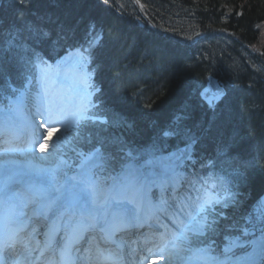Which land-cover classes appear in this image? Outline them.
<instances>
[{
	"label": "trees",
	"instance_id": "obj_1",
	"mask_svg": "<svg viewBox=\"0 0 264 264\" xmlns=\"http://www.w3.org/2000/svg\"><path fill=\"white\" fill-rule=\"evenodd\" d=\"M258 23L264 0H0V35L30 27L71 42L90 25L102 33L93 63L108 121L89 126L92 142L116 151L137 140L165 147L197 137L201 148L228 145L227 164L249 155L235 165L241 210L264 190V45L247 48L258 44ZM198 32L204 40H184ZM217 58L231 62L229 70L213 69ZM208 73L227 91L212 110L198 96Z\"/></svg>",
	"mask_w": 264,
	"mask_h": 264
},
{
	"label": "bare ground",
	"instance_id": "obj_2",
	"mask_svg": "<svg viewBox=\"0 0 264 264\" xmlns=\"http://www.w3.org/2000/svg\"><path fill=\"white\" fill-rule=\"evenodd\" d=\"M72 58H74V56L67 55L66 57H64V59H66L68 61H70V59H72ZM64 59L62 58V59H60L58 61V63H61V66H64L62 64V62L64 61ZM73 88L74 89H72V90H68V93H67V95H70V96L73 97L72 99L71 98H68L66 100L64 98H60V97H57V96H53L52 98H50V100H49V106H50V109L52 110L51 113H55V115L50 114L51 116H48L47 117L48 121L52 122V121H54V120L57 119L58 122H62V120L68 119L70 116H74V114L76 113L77 109H79L80 106L82 105L83 100L84 101H88V95L85 94V88H84L83 85H74ZM78 89L80 90L81 95H82V93L84 95H83V100L82 101H79L80 106L76 108L75 106H76V104H78V97L77 96H74V93H80L78 91ZM89 98H90V95H89ZM38 110H41V109H38ZM180 110H181L182 113H187V111H188L186 108H183V109H180ZM18 114H19V112L17 111L16 112V116H18ZM13 115H14V113H13ZM4 122H5L4 118L0 117V125L2 123H4ZM17 123L19 125H22L23 126V124L21 122H17ZM1 127H3V126H1ZM12 130H13V128H12ZM137 141L143 142L142 140H137ZM0 154L6 155V153H0ZM19 161L20 160H18V162ZM87 164L88 163L85 164V167H87ZM24 168L25 169H34V166H33V164L31 165V164L25 163ZM55 168H53V170ZM46 169L48 170V167L47 166H46ZM44 171H45V169L42 170V174L43 175L45 173ZM71 178H73L75 180H85V176H84L83 172H76L74 175L71 176ZM38 182L41 183V185H43V186H48L47 184H44L41 179H38ZM52 182L53 181H50L49 188H51L53 186L52 185ZM58 182L59 181L54 180L55 185ZM139 194H141V196H142L141 199H143L144 192L143 191H140V188H131V193L128 196L131 199H132V197H135L136 200H137ZM132 200L134 201V199H132ZM142 211L143 212L144 211H148V207L145 206V205H142ZM191 214H192V212H189L188 213L189 218L191 217ZM192 217H194V214L192 215ZM134 220H136V219H132V222H134ZM151 236H155V234H149L148 232L140 231V233H139V235H138L137 238L147 239L148 242H149V245L152 246V245H154L155 242H154V239ZM164 237L166 238L167 235L165 234ZM169 240H172V238H169ZM143 252L144 251H141L139 253V255L142 254ZM145 252L148 253L147 251H145ZM124 259L131 260V258H126V256L124 257Z\"/></svg>",
	"mask_w": 264,
	"mask_h": 264
},
{
	"label": "snow or ice",
	"instance_id": "obj_3",
	"mask_svg": "<svg viewBox=\"0 0 264 264\" xmlns=\"http://www.w3.org/2000/svg\"><path fill=\"white\" fill-rule=\"evenodd\" d=\"M19 3L21 5H24L26 3V0H19ZM4 77V72L2 66H0V78ZM12 91H18L16 88H11ZM57 123V121H52L51 123L48 124V126L45 128V133L46 137L44 138V143L41 145V151L46 150V146L48 144V136L54 135L55 132L61 131V130H54L53 125ZM95 124L96 121H89L86 119L83 115H81L76 121H74L73 127L75 128L78 137L83 139L86 143L91 144L92 143V132L89 128V124ZM102 123H106V121H102ZM63 131H67V128H64ZM167 135V133H165ZM57 139L60 137L57 136ZM39 139V137H38ZM97 144H99V147L94 146L89 152L87 153H82L84 156L85 161H96L97 163L94 164V167H100L103 168V160H104V151L103 149L105 148V145L101 143L100 141H97ZM150 163V161H147L146 164ZM143 179H147L146 175H143ZM141 179V177H132V180L130 182H135L136 180ZM92 185L90 184V187ZM41 195H45L44 193H41ZM52 201L49 202V205H51ZM114 203L116 205H120L119 200H114ZM119 209H117V212ZM193 219H195L193 217ZM213 229V225L205 221L203 224H200L199 221L196 222V226L191 228L190 230L193 232L194 235L196 236H201L206 234V231H211ZM183 239L185 241H189V237L187 235H183ZM99 252L100 250L97 249ZM152 255L151 253H149ZM50 264H52V261L50 260ZM146 264V262H145Z\"/></svg>",
	"mask_w": 264,
	"mask_h": 264
},
{
	"label": "rangeland",
	"instance_id": "obj_4",
	"mask_svg": "<svg viewBox=\"0 0 264 264\" xmlns=\"http://www.w3.org/2000/svg\"><path fill=\"white\" fill-rule=\"evenodd\" d=\"M259 44H264V33L262 34V35H260V38L258 39V41H257ZM69 55H73L75 58L71 61V63H73V71L71 72L72 74H73V78H74V76H77V73H84V67H85V62H84V60L83 59H80V58H76V56L74 55V53H70ZM218 60H219V62L217 63V64H214V63H211L212 64V68L214 69V67H216V68H219L220 66H221V68H222V70L224 71V69H227V70H229V66H230V64H231V62L230 63H228V61H225V60H223V59H219V58H217ZM217 60V61H218ZM221 60V61H220ZM76 67H83V68H80V69H78V70H75V68ZM221 70V71H222ZM72 78V79H73ZM74 80V79H73ZM239 96V95H238ZM56 134V133H55ZM55 134L54 135H51V136H48L47 138H48V144H47V146H49V148H50V157H52V160H54L56 163H58L59 165H64V164H66L67 163V161L64 159V158H61V157H58V160L55 158V155L53 154V152H59V150H60V146H62V144H65L64 143V141H65V137L63 136L62 137V135L61 136H59V137H61L60 138V140L61 141H59L56 137H55ZM44 143V140L38 145V147H40L42 144ZM67 143V142H66ZM149 151H152V148H149ZM153 151H155V150H153ZM37 152V151H36ZM149 155H151V154H149ZM38 157H40V158H42V157H45V161H46V158L48 157V155H43L42 154V152L39 154V156ZM201 194H203V191L201 192ZM206 217L204 216V217H202L200 220H199V222H200V224H203V221H204V219H205ZM228 239V238H227ZM262 239H264V237H261L260 239H257V240H262ZM228 244L227 245H229L228 246V248H230L229 250H231L233 247H235L236 245H238L239 244V241L238 240H236V239H234V238H229L228 240ZM253 241H256V240H253ZM251 245V244H250ZM204 251H205V249H204ZM206 252V251H205ZM260 253L261 254H263L264 253V249L263 250H261L260 251ZM211 258V254H210V257H209V259Z\"/></svg>",
	"mask_w": 264,
	"mask_h": 264
},
{
	"label": "water",
	"instance_id": "obj_5",
	"mask_svg": "<svg viewBox=\"0 0 264 264\" xmlns=\"http://www.w3.org/2000/svg\"><path fill=\"white\" fill-rule=\"evenodd\" d=\"M206 86L201 90L200 97L209 105L215 104L224 94V89L218 84L217 79L211 76L207 77ZM174 154L160 155L155 160L162 164L171 160ZM154 161V160H153ZM264 199V195H263Z\"/></svg>",
	"mask_w": 264,
	"mask_h": 264
}]
</instances>
